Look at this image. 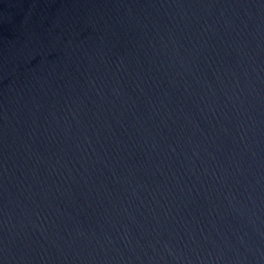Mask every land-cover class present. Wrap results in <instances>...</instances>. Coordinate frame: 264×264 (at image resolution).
I'll return each instance as SVG.
<instances>
[{"label": "water", "instance_id": "water-1", "mask_svg": "<svg viewBox=\"0 0 264 264\" xmlns=\"http://www.w3.org/2000/svg\"><path fill=\"white\" fill-rule=\"evenodd\" d=\"M0 264H264V0H0Z\"/></svg>", "mask_w": 264, "mask_h": 264}]
</instances>
